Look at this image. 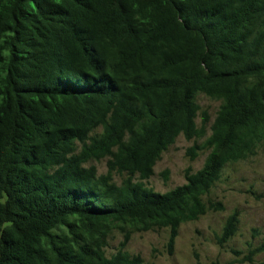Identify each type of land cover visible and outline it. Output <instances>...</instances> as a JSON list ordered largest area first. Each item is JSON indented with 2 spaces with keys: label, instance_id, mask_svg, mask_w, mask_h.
Wrapping results in <instances>:
<instances>
[{
  "label": "trees",
  "instance_id": "trees-1",
  "mask_svg": "<svg viewBox=\"0 0 264 264\" xmlns=\"http://www.w3.org/2000/svg\"><path fill=\"white\" fill-rule=\"evenodd\" d=\"M201 93L221 101L188 150L210 149L204 166L148 187L180 135L206 134ZM263 142L264 0H0V264H144L132 235L169 228L173 247L183 223L224 209L206 196ZM239 224L235 211L217 242ZM263 252L264 235L240 263Z\"/></svg>",
  "mask_w": 264,
  "mask_h": 264
},
{
  "label": "rangeland",
  "instance_id": "rangeland-1",
  "mask_svg": "<svg viewBox=\"0 0 264 264\" xmlns=\"http://www.w3.org/2000/svg\"><path fill=\"white\" fill-rule=\"evenodd\" d=\"M201 110L197 118L202 124V114L207 112L210 120L206 134L192 140L180 135L176 142L163 152L154 167V174L143 182L156 191L167 192L187 182L186 171L200 170L210 149L199 150L194 159L188 150L194 144L203 145L211 135V126L217 116L221 101L201 93L197 96ZM108 159L91 161L100 174L108 171ZM126 176V175H125ZM124 176L115 173L114 180L120 184ZM141 180L139 176L134 181ZM207 200L222 202L224 209L210 210L198 220L183 223L179 228L173 247L170 245L169 228L137 232L124 246L130 254H140L144 264H241L240 260L249 248L258 245L264 235V142L257 154L229 164L217 184L206 196ZM6 200V197L1 199ZM238 211L240 224L237 234L223 246L217 242L229 215ZM125 240L124 234L115 230L106 247L109 255L118 251ZM264 261V252L256 256ZM247 264V263H246Z\"/></svg>",
  "mask_w": 264,
  "mask_h": 264
}]
</instances>
